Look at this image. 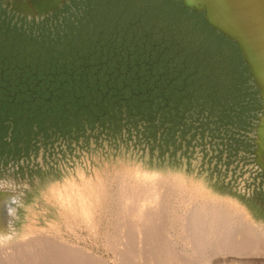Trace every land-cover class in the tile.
<instances>
[{"label": "rangeland", "instance_id": "374dc122", "mask_svg": "<svg viewBox=\"0 0 264 264\" xmlns=\"http://www.w3.org/2000/svg\"><path fill=\"white\" fill-rule=\"evenodd\" d=\"M197 14L181 0H66L54 11L25 15L0 0L1 87L7 74L12 72V81L17 71L44 68L60 52L97 55L88 66L110 62L128 68L140 66L142 56L148 68L165 73L163 84L184 83L188 94L178 96L191 102L159 110L150 100L144 113L148 122L90 120L80 128L33 133L27 149L0 153V198L7 202L0 247H15L20 238L38 231L91 248L113 263L109 247L118 239L114 202L119 176L135 166L193 180L264 225V169L257 159L264 100L253 77L248 78L250 67L240 66L227 47L207 35ZM157 48L161 53L152 55L156 63L150 65L145 51ZM120 55L127 61L118 60ZM84 181L104 197L105 206L94 209L99 236L78 218L63 214L51 196L70 182L81 187ZM113 187H118L115 192ZM260 245L259 257L245 264H264Z\"/></svg>", "mask_w": 264, "mask_h": 264}, {"label": "bare ground", "instance_id": "6f19581e", "mask_svg": "<svg viewBox=\"0 0 264 264\" xmlns=\"http://www.w3.org/2000/svg\"><path fill=\"white\" fill-rule=\"evenodd\" d=\"M3 1L25 15H41L56 10L66 0ZM181 1L187 10L204 12L215 27L237 39L264 100V0ZM257 159L264 169V115L259 126ZM124 173L119 176L114 202L118 208L114 215L118 239L115 237L117 240H111L108 246L115 257L113 263L112 258L109 261L91 248L36 231L28 238H20L15 247H0V264H245L249 261L246 259L259 257L264 225L249 220L233 201L212 194L193 180L187 183L180 175L168 176L139 166ZM55 190L51 196L62 213L78 218L94 236H99L94 209L104 204V197L93 183L84 181L80 187L70 182L68 187ZM69 190L76 194L71 195ZM6 203L0 198V225L6 222ZM106 243L107 247L110 243Z\"/></svg>", "mask_w": 264, "mask_h": 264}, {"label": "trees", "instance_id": "16d2710c", "mask_svg": "<svg viewBox=\"0 0 264 264\" xmlns=\"http://www.w3.org/2000/svg\"><path fill=\"white\" fill-rule=\"evenodd\" d=\"M158 48L145 51L150 65L156 63L152 55L161 53ZM96 57L95 54L60 52L55 54L54 62L44 68L17 71L12 81L9 80L12 72L7 74L8 78L5 76L6 85L0 86L1 154L27 149L33 133L80 128L90 120L148 122L144 113L150 100L159 110L165 106L172 110L173 106L177 109L191 104L185 101L188 96H178V93L188 94L184 83L182 86L175 82L163 84L165 73L155 66L148 68L142 56L141 65L131 68L127 65L113 67L110 62L88 66ZM117 59L127 61L125 55ZM100 61L105 63V58Z\"/></svg>", "mask_w": 264, "mask_h": 264}, {"label": "crops", "instance_id": "0c3cea01", "mask_svg": "<svg viewBox=\"0 0 264 264\" xmlns=\"http://www.w3.org/2000/svg\"><path fill=\"white\" fill-rule=\"evenodd\" d=\"M184 7H186L185 4ZM192 10L195 11L194 9ZM195 12L198 13L197 11ZM202 13L204 12H200L199 13L200 15L198 14L197 15L198 17L202 18L201 23H203L204 25L203 27L208 31L207 35H210L211 38H216V40L219 41L220 44H223L224 47H227L228 48L227 51L231 53V56L234 58V60H236L238 64H240V66L250 67L237 39L225 33L221 29L215 27L211 22L208 21L206 14L205 13L202 14ZM248 78H252L250 69L248 73Z\"/></svg>", "mask_w": 264, "mask_h": 264}]
</instances>
